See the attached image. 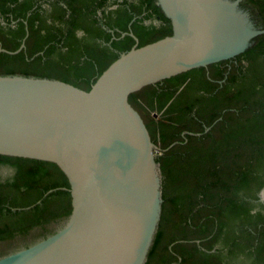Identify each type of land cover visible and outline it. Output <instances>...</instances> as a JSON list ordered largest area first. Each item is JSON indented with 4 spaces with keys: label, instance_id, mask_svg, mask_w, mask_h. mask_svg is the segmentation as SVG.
Returning <instances> with one entry per match:
<instances>
[{
    "label": "trees",
    "instance_id": "16d2710c",
    "mask_svg": "<svg viewBox=\"0 0 264 264\" xmlns=\"http://www.w3.org/2000/svg\"><path fill=\"white\" fill-rule=\"evenodd\" d=\"M64 3L48 14L57 27L29 3L10 8L18 20L0 26V75L87 90L121 53L172 33L157 0ZM239 6L264 28V0ZM128 101L159 148L161 212L144 264H264V33L235 57L146 85ZM2 167L12 173L0 175V257L54 233L72 210L55 163L0 154Z\"/></svg>",
    "mask_w": 264,
    "mask_h": 264
},
{
    "label": "water",
    "instance_id": "95a60500",
    "mask_svg": "<svg viewBox=\"0 0 264 264\" xmlns=\"http://www.w3.org/2000/svg\"><path fill=\"white\" fill-rule=\"evenodd\" d=\"M239 2L157 0L172 33L121 53L87 90L0 75V154L55 163L72 206L62 227L0 264H144L161 212L159 148L128 96L247 49L264 28Z\"/></svg>",
    "mask_w": 264,
    "mask_h": 264
},
{
    "label": "flooded vegetation",
    "instance_id": "af4514ba",
    "mask_svg": "<svg viewBox=\"0 0 264 264\" xmlns=\"http://www.w3.org/2000/svg\"><path fill=\"white\" fill-rule=\"evenodd\" d=\"M29 3L31 5L32 8H39V10L41 11V16L44 17L46 19V22L49 24H52L53 27H57L60 24L57 22H54V24L51 21V17L48 15L50 12L52 13H59V10H61L59 8V6H63L64 8H66V4L64 3V0H0V26L2 28H6V27H15L18 18H14L13 15L14 13L11 11L10 8H13L14 6H18V5H24ZM114 6H109L108 8H113ZM5 12H3V11ZM150 20H145L144 22L146 24L149 23ZM154 22V21H152ZM24 23H27L26 20H24ZM38 23V20L36 19L34 21V25ZM9 25V26H8ZM107 32L113 34V29H106ZM78 35L81 34V31L77 32ZM263 192L264 190H261V192L259 193V196L261 197L260 200H263Z\"/></svg>",
    "mask_w": 264,
    "mask_h": 264
},
{
    "label": "rangeland",
    "instance_id": "374dc122",
    "mask_svg": "<svg viewBox=\"0 0 264 264\" xmlns=\"http://www.w3.org/2000/svg\"><path fill=\"white\" fill-rule=\"evenodd\" d=\"M12 173V170L7 167L0 168V175L5 178L7 176H10Z\"/></svg>",
    "mask_w": 264,
    "mask_h": 264
}]
</instances>
